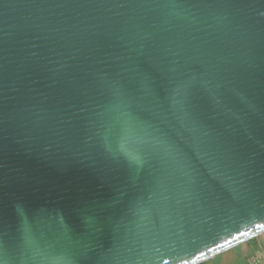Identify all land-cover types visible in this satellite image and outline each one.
<instances>
[{
    "label": "water",
    "instance_id": "1",
    "mask_svg": "<svg viewBox=\"0 0 264 264\" xmlns=\"http://www.w3.org/2000/svg\"><path fill=\"white\" fill-rule=\"evenodd\" d=\"M263 234L264 0H0L7 264H204Z\"/></svg>",
    "mask_w": 264,
    "mask_h": 264
},
{
    "label": "rangeland",
    "instance_id": "2",
    "mask_svg": "<svg viewBox=\"0 0 264 264\" xmlns=\"http://www.w3.org/2000/svg\"><path fill=\"white\" fill-rule=\"evenodd\" d=\"M204 264H264V234Z\"/></svg>",
    "mask_w": 264,
    "mask_h": 264
},
{
    "label": "snow or ice",
    "instance_id": "3",
    "mask_svg": "<svg viewBox=\"0 0 264 264\" xmlns=\"http://www.w3.org/2000/svg\"><path fill=\"white\" fill-rule=\"evenodd\" d=\"M181 90H184L187 92L186 87L184 86H178L176 88V91L179 92ZM17 215L19 217H24L25 212L23 209H18L17 210ZM19 241H20V248L21 250L24 249H30V250H35L39 251L41 248L48 243L46 239L43 236H38L33 225L25 220L23 227L20 229V236H19ZM5 247L2 243H0V264H7V261L5 259Z\"/></svg>",
    "mask_w": 264,
    "mask_h": 264
},
{
    "label": "crops",
    "instance_id": "4",
    "mask_svg": "<svg viewBox=\"0 0 264 264\" xmlns=\"http://www.w3.org/2000/svg\"><path fill=\"white\" fill-rule=\"evenodd\" d=\"M263 241V240H262Z\"/></svg>",
    "mask_w": 264,
    "mask_h": 264
}]
</instances>
